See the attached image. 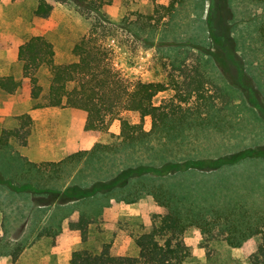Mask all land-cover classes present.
Here are the masks:
<instances>
[{"label": "rangeland", "instance_id": "374dc122", "mask_svg": "<svg viewBox=\"0 0 264 264\" xmlns=\"http://www.w3.org/2000/svg\"><path fill=\"white\" fill-rule=\"evenodd\" d=\"M171 3L173 8L167 9ZM228 3L236 48L233 63L237 64L229 62L226 54L210 42L208 0H111L103 9L104 16L78 12L71 4L52 1L53 11L47 19L33 15L35 0H0V42L5 45L0 50L2 75L7 74L9 67V73L20 77L21 65L8 59L12 56L5 51L35 36L52 46L56 65L73 62L72 48L82 37L89 36L93 23L96 29L92 40L106 52L105 63L119 77L127 83L167 86L153 98L154 106L173 100L184 108L195 107L202 103L197 100V91L186 104L181 101L186 97V84L196 87L198 82L203 87L199 93L210 96L214 106L202 112L201 117L210 116L217 127L186 131L180 140L151 138L128 147L115 138L120 132V121L136 125L140 119L136 112L120 110L100 134L83 131L81 147L86 150L82 151L99 146L81 162L63 166V172H54L49 166H41V172L30 171L31 180L40 187L63 192L69 186L106 181L128 168L162 170L166 164L254 152L217 171L181 168L175 172L170 167L160 176L150 173L136 178L124 190L68 204L59 203L57 192L33 196L0 185V264L69 261L72 252L100 251L103 245H109L111 256H134L137 238L164 215L162 205L166 204L192 209L205 218L209 211L233 214L239 221L233 229L236 234L251 225L264 231V0ZM36 78L41 92L34 104H42L49 85L48 70L39 69ZM177 85L179 91L175 92L173 87ZM219 90L227 98H221ZM68 115V110L61 111L55 127L44 125L42 121L46 123L47 117L41 115L28 148H41L56 159L29 163H58L67 158L58 160L60 155L50 143L39 142L62 135ZM143 128L151 129L150 118H145ZM10 133L14 143L0 148V170L4 177L18 183L13 172L24 168L19 160L17 137L23 130ZM80 214L91 220L86 242L68 231V223ZM247 235L245 240H239L240 247H231L224 240L226 236L217 230L206 234L192 226L182 236L190 252L185 264H248V255L255 250L259 236ZM240 237L232 238L238 241Z\"/></svg>", "mask_w": 264, "mask_h": 264}, {"label": "trees", "instance_id": "16d2710c", "mask_svg": "<svg viewBox=\"0 0 264 264\" xmlns=\"http://www.w3.org/2000/svg\"><path fill=\"white\" fill-rule=\"evenodd\" d=\"M52 1L71 4L78 12L87 11L95 16H104L103 9L111 3V0H35L36 6L33 15L38 19H47L53 11ZM208 2L209 10L206 23L210 42L213 47L221 49L226 54L229 62H236L234 59L235 41L231 36L232 11L228 0H208ZM170 8H173L172 3L167 9ZM95 29V25L90 24L89 36L87 38L82 37L71 50L74 61L65 65L54 64L52 46L41 37H32L19 47L17 60L22 65L23 76L25 78L30 76L31 99L33 101L38 99L41 92L40 87L36 84L37 71L46 68L49 72V85L46 97H44L45 102L34 104L33 108L62 107L80 110L86 114L84 131L93 134H100L107 130L108 121L120 110L136 112L140 119L138 124L131 125L124 120L120 121V132L115 138L124 147L135 146L151 138H164L169 141L180 140L186 131L217 127V123L210 116L201 117L202 112L209 111L214 106L210 96L205 97L199 93V90L203 88L199 82L196 87L186 84V97L181 101L186 104L188 99L192 98V94L197 91V100H201L202 103H197L195 107L184 108L175 104L173 100L167 105L154 106L153 98L165 91L167 86L163 83L141 81L127 83L124 81L117 72H114L113 67L111 69L108 67L105 63V51L96 46L95 41L92 40ZM17 88H19V83L12 78L0 79V90L11 94ZM173 90L178 92L179 85L173 87ZM219 92L221 98H227L221 90ZM147 117L151 120L149 131H145L143 128L144 120ZM21 120H24L27 125L31 124L27 115ZM10 134L7 131L2 132L0 148H6L9 145ZM27 136V130L23 131L22 135L17 134L18 140L20 139L18 146L26 145ZM98 146H95L91 151L72 154L58 163L36 165L19 157L20 164L24 168L18 167L13 172L18 183L13 178L4 177L0 170V185L16 193L33 196L57 192L59 203L68 204L83 202L109 195L114 191L124 190L136 178L148 176L150 173H156L160 176L161 173L170 170V167L175 172H179L181 168H184V171L211 172L234 165L243 158L251 157L254 154V152L246 151L210 161L187 160L183 164H166L162 170H152L141 166L128 168L106 181H97L90 186H69L63 192L47 191L44 187H40L38 182L35 183L33 179L31 180L30 171L41 172V166H49L54 169V172H63V166L81 162L86 155L94 153L93 151ZM162 206L165 208L164 215L147 232L142 233L137 238L136 255L111 256L109 245H103L100 251L79 250L72 252L69 264H185L190 252L182 236L192 226L206 234L217 230L219 234L226 236L224 240L231 247H240L242 241L239 240H245V234L251 235L250 237L259 236V243L255 250L248 255V264H264V231H260L257 227L251 225L252 228L248 226L236 234L234 230L235 227L239 226V221L233 217V214L209 211V217L205 218V215L196 214L192 209L184 210L167 204ZM90 225L91 220L86 215L80 214L75 220L68 223V231L78 236L82 242H86ZM223 229H228L231 233H226ZM237 235H241V239H237L238 241L233 239Z\"/></svg>", "mask_w": 264, "mask_h": 264}, {"label": "crops", "instance_id": "0c3cea01", "mask_svg": "<svg viewBox=\"0 0 264 264\" xmlns=\"http://www.w3.org/2000/svg\"><path fill=\"white\" fill-rule=\"evenodd\" d=\"M255 1V0H254ZM260 1V0H256ZM243 8H246L244 4L241 5ZM245 10H243L244 12ZM49 18V17H48ZM36 37V36H35ZM32 38V37H31ZM42 38V37H41ZM30 39V38H29ZM28 39V40H29ZM44 39V38H43ZM45 40V39H44ZM27 41V40H26ZM25 41V42H26ZM23 42V43H25ZM17 45L16 47H12L7 49L5 52H10L12 57L11 61L14 63H21L17 60L18 49L23 44ZM3 47H2V46ZM4 44L0 42V50L4 49ZM55 64V63H54ZM56 65V64H55ZM0 66V71H1ZM7 74L2 75L0 73V79L3 78H12L15 82L19 83V88H17L13 93L9 94L0 90V138L3 131L7 132H15V130L28 131V136L26 138V145L19 146L18 151L21 158L26 159L29 162L37 163L43 160L53 159L55 156L44 153L41 148L39 150H32L30 147V140L32 136V131L34 126H36L37 122L41 120L42 117H47V122L42 123L45 125L51 124V126H57L56 120L60 118H56L61 115V111L68 110L69 111V122L64 127V133L62 135H57L56 138L50 140H42L39 143L44 144L47 143L53 146L56 149V152L59 153V159L61 160L69 155L75 154L77 152H81L82 150H86L81 147L83 144V137L81 136L84 131L86 114L80 110L70 109V108H57V107H44V108H33L35 101L31 99V86L29 78H25L22 74V65H21V75L20 77L14 76L12 73H9V67L6 70ZM49 84V82H48ZM40 87V85H38ZM79 113V121L76 116ZM85 114V115H84ZM27 115L30 119V125L23 124V117ZM68 119V118H67ZM70 123V125H69ZM30 133V134H29ZM9 143L12 144L11 139H9ZM89 149V148H88ZM40 264V263H38ZM43 264H69V261H60L57 259H51L49 262L44 261Z\"/></svg>", "mask_w": 264, "mask_h": 264}]
</instances>
